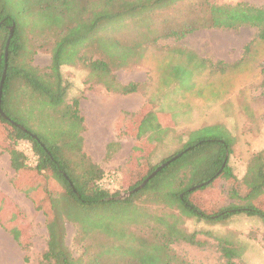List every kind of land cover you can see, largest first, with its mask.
<instances>
[{
    "label": "rangeland",
    "instance_id": "1",
    "mask_svg": "<svg viewBox=\"0 0 264 264\" xmlns=\"http://www.w3.org/2000/svg\"><path fill=\"white\" fill-rule=\"evenodd\" d=\"M240 2L264 8V0H172L151 10L140 8L132 18L112 25V36L121 42L117 47L126 49L130 56L112 63L113 74L120 83L133 82L138 89L127 95L114 93L90 76L87 63L64 65L61 70L68 86L66 102L73 104L78 100L84 118L81 123L45 104L39 91L31 88L26 91L22 79L17 81L21 82L19 86L12 87L6 110L17 119L16 124L30 128L49 144H60L63 159L67 160L70 155L75 160L84 152L97 160L99 163H95L107 175L102 186L122 199L133 194L127 195L129 187L146 174L148 157L149 164L156 165L181 151L200 130L198 136L213 135L211 126L222 122L236 138L229 164L241 178L251 156L264 150V41L257 36L258 28L202 27L183 38L166 35L188 25L193 27L207 17L210 3ZM13 14L24 30L23 38L33 48L32 63L47 68L57 30L51 34L44 32L40 22L43 20L40 17L37 20L36 13ZM104 33V30L99 32ZM194 54L196 57H191ZM200 59L206 60V66L197 65ZM177 65L188 69L191 75L190 81L184 83L186 88L181 87L174 75L173 66ZM97 78L102 80L100 74ZM150 111L156 115L155 119H163V128L159 138L155 136L154 144L141 136L143 147L137 149V125ZM9 125L0 120V264H43L49 239L47 220L52 215L47 198L50 190L59 195H52L55 211L62 207L60 226L66 230L65 244L69 252L80 259L77 264H85L97 257L96 254L104 259L114 253L118 258L144 253H153L150 257H155V245L151 247L154 239L162 238L169 248L171 243L166 235L159 232L158 237V229H144V224L153 220L147 216V209L143 215L148 206L143 201L150 198L147 192L134 199L129 207L131 216L114 213L116 222L107 229L98 218L100 233L85 234L82 227L92 229V213L83 218L76 215L70 204L68 211H63L67 198L64 187L53 174L46 177L33 169L21 173L12 167L8 152ZM148 137L153 138L151 132ZM24 180L29 188L44 190L40 189L39 196L29 197L22 188ZM228 187L227 178L220 176L206 187H198L190 198L202 209L212 212L246 206L254 200L231 197ZM260 203L264 205V201ZM166 220L157 226L168 234L163 228ZM183 228L195 233L204 245L174 243L172 264H224L227 258L222 248L226 245L238 252L239 257L234 259L237 264H264V216L240 212L218 222L190 217L185 218ZM160 254L164 258L161 264H169L170 252Z\"/></svg>",
    "mask_w": 264,
    "mask_h": 264
},
{
    "label": "trees",
    "instance_id": "2",
    "mask_svg": "<svg viewBox=\"0 0 264 264\" xmlns=\"http://www.w3.org/2000/svg\"><path fill=\"white\" fill-rule=\"evenodd\" d=\"M18 1L20 4H17ZM170 1L172 0H0V81L5 67V46L10 36V28L13 24L15 25L8 48V67L0 104L7 116L5 118L0 114V120L10 124L7 138L10 140L8 152L12 167L21 173L26 169H33V171L46 177L53 174L55 179L64 187L67 198L63 211H68L70 204L72 209L76 211V215L83 218H88L86 214L92 213L90 218L92 229L83 226L82 231H85V234L100 233L96 222L98 218L102 219L103 228L107 229L116 222L114 213L131 216L129 207L134 204V199L147 192L150 198L143 201L148 204L147 207L143 204L145 207L143 215H146L147 209V216L149 219L153 217V220L145 223L144 229L147 227L158 229V237L162 233L169 238L171 243L169 248H166L162 238L154 239V244L151 247L155 245V250H157L154 252L157 253V255L154 254L155 257H150L153 253L149 255L144 253L135 256L122 255L123 257L118 258L116 256L118 254L114 253L110 258L104 259L100 254H96L97 257L90 259L85 264H161L164 258L160 252L167 250L171 254L169 264H172L175 256L172 253L174 243L185 241L196 246L204 245V242L197 240L195 233H190L183 228L185 218L203 217L211 222H218L240 212L264 216V205L260 203L264 201V150L251 156L244 175L239 178L229 164L236 138L223 122L211 126V130L214 132L211 136H198L200 130L181 151L156 165H150L148 157L146 174L131 185L129 190L138 187L162 163L182 153L181 156L158 171L143 188L127 198L118 199L117 193H111L110 189L101 185L102 180L107 175L103 168L96 164L89 155L81 151L80 158L73 160L70 155H67V160L63 159L60 144H49L30 128L19 126L15 123L17 119L13 118L6 110L12 87L15 84L19 86L21 82L17 81L22 79L26 91L28 88L39 91L45 104L57 109L58 113L63 116H73L80 123L83 122L84 118L80 114L78 100H75L73 104L66 102L68 86L61 70L64 65H75L79 62L87 63L90 76L92 75L97 82H101L108 91L124 95L136 92L138 89L136 83L122 84L117 81L113 74L115 68L112 63L117 62V59L130 56H128L126 49L117 47L121 44L120 39L112 36L110 27L122 20L132 18L140 8L151 10ZM208 7L209 15L199 20L197 24H193V27L188 25L180 30L170 31L166 35L183 38L202 27L238 29L242 26H252L258 28L257 36L264 41L263 7L242 2L237 4L210 3ZM26 11L32 15L35 13L39 15L36 17L37 20L39 17L43 20L40 22L44 26V32L51 34L53 30H57L51 48V63L45 69L32 63L33 48L29 46L27 38H23L24 30L17 24L13 14ZM101 30L105 31L104 34L107 32L110 34L102 38L101 36L104 34H99ZM111 47L115 52L110 49ZM194 56L196 57L195 54L191 57ZM197 65L206 66V60L200 59ZM118 66L122 67V64ZM173 68L174 75L181 83V87L186 88L184 83L191 79L188 69L181 65L173 66ZM98 74L102 80L97 78ZM70 112L71 114H68ZM155 116L150 111L137 125L139 138L137 149L143 147L140 140L141 136L147 137L150 140L149 143L157 142L160 129L163 128V119L159 120V117L155 119ZM150 132L152 139L148 137ZM33 135H36L37 138H34ZM161 139L162 135L159 140ZM20 141L31 143L34 154L37 156V164L34 166H29L26 163L27 156L18 146ZM220 176L227 178L231 197H249L254 200L246 206H230L228 209L216 212L206 211L196 205L190 197L199 188L191 189V187L204 184L201 187L204 188ZM243 186H247L246 189ZM29 187L24 180L22 188L29 197L34 196V194L39 196L38 193H42L40 189L43 188L38 190ZM50 193H47V198L51 203L52 215L47 220L49 239L48 249L43 255V264H77L80 259L73 257L72 253L69 252L65 244L66 230L60 226V215L63 214L62 207L55 211L56 203L53 202L52 195L54 197L59 195L51 192V190ZM42 202L44 201L42 200ZM150 206L154 207L151 209ZM110 212L111 214H109ZM164 219L167 220L164 221L163 228L169 232L168 234H165L157 226L161 225ZM145 240L148 239L145 238ZM222 250L227 258V262L224 264H237L234 259L239 257L238 252H233L232 248L227 245L223 246Z\"/></svg>",
    "mask_w": 264,
    "mask_h": 264
},
{
    "label": "water",
    "instance_id": "3",
    "mask_svg": "<svg viewBox=\"0 0 264 264\" xmlns=\"http://www.w3.org/2000/svg\"><path fill=\"white\" fill-rule=\"evenodd\" d=\"M14 29H15V25L13 24L10 28V36L7 40V43H6V46H5V67H4V70H3V74H2V78H1V81H0V104H1V99H2V93H3V86H4V81H5V78H6V74H7V67H8V48H9V44H10V41L13 37V34H14ZM0 114L7 118L6 114L3 112L1 106H0ZM20 126V125H19ZM34 138H37L36 135H33ZM182 153L180 154H177L176 156H173L171 159H169L168 161L162 163L160 166H158V168L152 172V174H150L138 187H136L134 190H130L129 192H127V195H131L132 193L140 190L141 188H143L147 183L148 181L154 177L158 171H160L163 167H165L166 165H169L172 161H174L175 159H177L179 156H181ZM209 183V182H207ZM204 184H199L197 186H193L191 187V189H195L196 187H202ZM118 199H122V197H117Z\"/></svg>",
    "mask_w": 264,
    "mask_h": 264
},
{
    "label": "built area",
    "instance_id": "4",
    "mask_svg": "<svg viewBox=\"0 0 264 264\" xmlns=\"http://www.w3.org/2000/svg\"><path fill=\"white\" fill-rule=\"evenodd\" d=\"M19 148L24 152L30 161L26 160V163L30 166L37 164V156L34 154L33 147L29 141H20ZM102 185V183H101Z\"/></svg>",
    "mask_w": 264,
    "mask_h": 264
},
{
    "label": "crops",
    "instance_id": "5",
    "mask_svg": "<svg viewBox=\"0 0 264 264\" xmlns=\"http://www.w3.org/2000/svg\"><path fill=\"white\" fill-rule=\"evenodd\" d=\"M86 122H87V119H86ZM86 142H87V141H86ZM92 160H93V159H92ZM93 161H94V162H95V161L97 162V160H95V159H94ZM97 163H99V162H97Z\"/></svg>",
    "mask_w": 264,
    "mask_h": 264
}]
</instances>
